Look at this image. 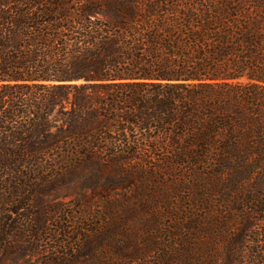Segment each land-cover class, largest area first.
Wrapping results in <instances>:
<instances>
[{
  "label": "trees",
  "instance_id": "1",
  "mask_svg": "<svg viewBox=\"0 0 264 264\" xmlns=\"http://www.w3.org/2000/svg\"><path fill=\"white\" fill-rule=\"evenodd\" d=\"M200 241L264 264V0H0V264Z\"/></svg>",
  "mask_w": 264,
  "mask_h": 264
},
{
  "label": "rangeland",
  "instance_id": "2",
  "mask_svg": "<svg viewBox=\"0 0 264 264\" xmlns=\"http://www.w3.org/2000/svg\"><path fill=\"white\" fill-rule=\"evenodd\" d=\"M59 201H61L62 203H65L68 201V198L60 199ZM67 210L72 211L73 214H76V215L80 213L79 212L80 210L78 211L76 208H72V207L67 208ZM95 211H97V208L95 209ZM208 244H209V241H202V242L200 241L196 243L195 250H191L188 254L182 255V257L180 258V262L185 264L188 261L192 262V261H195V259H197L199 260V262L207 263L209 261V256H210L209 252L206 249Z\"/></svg>",
  "mask_w": 264,
  "mask_h": 264
}]
</instances>
